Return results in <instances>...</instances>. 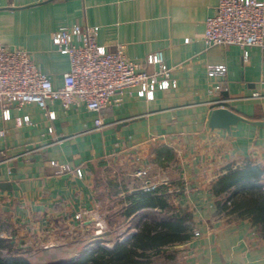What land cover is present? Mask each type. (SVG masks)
Wrapping results in <instances>:
<instances>
[{"label":"crops","instance_id":"1","mask_svg":"<svg viewBox=\"0 0 264 264\" xmlns=\"http://www.w3.org/2000/svg\"><path fill=\"white\" fill-rule=\"evenodd\" d=\"M218 2L0 0V42L27 50L55 88L63 86L70 61L54 45L53 34L75 25L99 26L98 44L109 52L123 46L136 62L162 51L177 82L157 90L153 100L128 90L99 113L48 102L56 112L50 120L31 103L12 106L5 121L0 110V183L9 184L0 188L1 234L33 264L76 260L96 246V238L94 224L81 225L75 214L104 211L116 199L121 210L128 194L148 185L167 190L172 206L189 212L193 231L200 233L169 248L176 257L161 259L163 264H264L258 227L248 216L221 213L218 204L230 192L214 191L231 166L250 162L264 168V48L249 47L247 58L237 45L207 48L206 19ZM211 64H225V75L210 78ZM217 85L221 89L214 91ZM254 92L261 96L252 98ZM218 108L230 110L236 120L212 127ZM25 115L32 123L19 125ZM52 161L70 170L60 172ZM142 169L146 176L137 175Z\"/></svg>","mask_w":264,"mask_h":264},{"label":"built area","instance_id":"2","mask_svg":"<svg viewBox=\"0 0 264 264\" xmlns=\"http://www.w3.org/2000/svg\"><path fill=\"white\" fill-rule=\"evenodd\" d=\"M99 26L82 28L79 25L61 28L54 32L53 43L61 54L68 56L70 69L64 75L63 86L55 88L51 79L34 63L30 53L23 48H9L0 42V110L5 121L12 117L11 108L35 103L46 110L48 119L54 120L56 112L48 102L60 101L64 108L85 105L94 112H102L118 102V95L136 90L138 96L153 100L157 90L177 86L173 68L165 60L162 51L148 54L144 63L126 57L123 46L116 51H106L98 44ZM77 40L78 43L75 42ZM203 40L207 48L237 45L248 56V48H264V1L219 0L216 12L206 19ZM189 41V38L187 39ZM225 64H211L207 68L210 78L224 76ZM221 89L214 86V91ZM252 93V98L260 97ZM29 115L19 118V125L31 124ZM97 128L105 124L101 117L95 120ZM53 131V127L49 128ZM4 135V131H0ZM60 172L70 170L67 165L52 161ZM76 174L83 176L81 168ZM146 169L138 176H146ZM155 188L156 185H148ZM227 204L231 205L229 195ZM226 197V198H227ZM81 225L94 224L95 235L101 236L107 227L104 216L98 210H83L75 214ZM195 237L199 231L194 232Z\"/></svg>","mask_w":264,"mask_h":264},{"label":"trees","instance_id":"3","mask_svg":"<svg viewBox=\"0 0 264 264\" xmlns=\"http://www.w3.org/2000/svg\"><path fill=\"white\" fill-rule=\"evenodd\" d=\"M264 168L253 163L229 167L226 174L215 183L217 194L230 192L231 209L228 214L248 216L264 237V186L260 183ZM167 190L161 186L140 189L126 196L127 206L121 214L131 218L137 231L110 249L94 246L71 262L51 264H152L175 259V253L163 250L184 244L194 237L192 216L186 211H176L169 202ZM234 197L239 198L233 203ZM227 201L219 202L220 211L228 210ZM108 221V220H107ZM5 228L0 220V264H33L28 257L14 248L10 239L2 237ZM165 249V248H164ZM162 264L164 261L161 262ZM160 263V264H161Z\"/></svg>","mask_w":264,"mask_h":264},{"label":"rangeland","instance_id":"4","mask_svg":"<svg viewBox=\"0 0 264 264\" xmlns=\"http://www.w3.org/2000/svg\"><path fill=\"white\" fill-rule=\"evenodd\" d=\"M260 183L264 186V179H261ZM238 199L239 198L234 197L233 203L236 202ZM227 200H228V197L224 198L222 200V203H225ZM118 203H119V200H117V199L112 200V201H108V202H106V209H104V211L100 210V213H102V215L104 216V219L107 222V227H106V229H104L103 235H101L102 238H99L101 236L95 235L96 246L100 245V246H104V247L110 249L114 246V244L117 241H123L127 237L131 236L134 233V230H131V229H133L132 227L129 229L126 227V226H128V224L132 226V222H128L124 218H119L118 214L119 213L121 214V210H120V206L118 205ZM231 207H232V205H229L227 208L228 210L224 209L223 211H220V212L221 213L224 212L225 214H228ZM93 232L95 234V229H93ZM164 248H163V250H167V251L171 252L170 249H167L166 247H164ZM157 259H156V257L153 258L152 264H160L162 261H164V260L157 261Z\"/></svg>","mask_w":264,"mask_h":264},{"label":"water","instance_id":"5","mask_svg":"<svg viewBox=\"0 0 264 264\" xmlns=\"http://www.w3.org/2000/svg\"><path fill=\"white\" fill-rule=\"evenodd\" d=\"M236 120V116L228 109L218 108L213 111L211 117L212 127H228ZM9 186L8 183H0V188L6 189Z\"/></svg>","mask_w":264,"mask_h":264}]
</instances>
